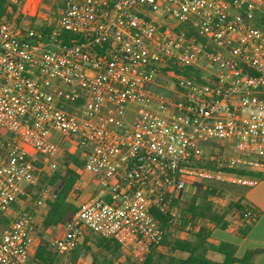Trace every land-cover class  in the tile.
Masks as SVG:
<instances>
[{
  "label": "built area",
  "instance_id": "1",
  "mask_svg": "<svg viewBox=\"0 0 264 264\" xmlns=\"http://www.w3.org/2000/svg\"><path fill=\"white\" fill-rule=\"evenodd\" d=\"M11 4L0 17V264H40L38 231L61 186L41 180L65 170L64 141L95 190L60 234L43 232L58 255L85 230L163 251L153 211L176 216L173 199L199 183L257 181L228 170L264 171V0H62L38 26L41 0ZM209 142L233 151L207 155Z\"/></svg>",
  "mask_w": 264,
  "mask_h": 264
},
{
  "label": "trees",
  "instance_id": "2",
  "mask_svg": "<svg viewBox=\"0 0 264 264\" xmlns=\"http://www.w3.org/2000/svg\"><path fill=\"white\" fill-rule=\"evenodd\" d=\"M8 4L7 0H0V17L6 15ZM13 8H15L14 5ZM259 24L264 25V20H261ZM67 35L72 37L71 34H65L66 37ZM182 73L184 78H199L197 74H191L188 69L182 71ZM209 144L213 146L219 143L209 142ZM69 162H73L77 168L81 169L82 167V162L77 156L66 154L63 165L66 167L64 173L60 174V171H57L48 180V184L60 182L61 186L56 198L47 201V212L38 231L40 240L34 257L40 264H82V261L85 262L84 264H235L237 262L250 264L255 255L264 251L262 249L250 250L238 259L235 256L233 245L225 242L212 244L208 241L211 227L222 230L233 229L238 238L246 237L259 219L260 211L249 203L243 194L226 195L223 187L220 186L221 183H199L195 187L196 192L188 199H184V201L173 199L171 206L176 208V216L172 217L171 214H163L157 211L152 212L160 226L166 230L173 226L182 228L192 220L199 223L198 230L193 234L194 239L191 241L173 238L167 231L162 243L167 247L168 253H163L154 247L141 248V246L132 244V247L128 249L130 254L135 256V260H133L130 255L122 251L123 245L119 242L117 236L107 239L85 230L73 250L64 255H58L49 246L47 240L42 238V234L52 226L67 222L78 208L74 204L77 191L74 190L73 186L79 178V173L67 168ZM220 170L226 171L225 169ZM226 172L258 179L264 178V171L258 170L239 168ZM216 184H219V187ZM214 198L228 199V204L225 207L218 208L212 200ZM0 224L5 225L6 221L0 219ZM134 243L141 244L137 239L134 240ZM209 251L220 254L222 261L216 262L209 259L207 257ZM138 255L142 256V260L139 262L136 260Z\"/></svg>",
  "mask_w": 264,
  "mask_h": 264
},
{
  "label": "crops",
  "instance_id": "3",
  "mask_svg": "<svg viewBox=\"0 0 264 264\" xmlns=\"http://www.w3.org/2000/svg\"><path fill=\"white\" fill-rule=\"evenodd\" d=\"M242 186V185H239ZM245 187V186H243ZM74 190L77 191V195L74 198V204L78 207L82 202L88 200L94 193L95 187L93 182L87 177L83 172L79 173V178L75 181ZM189 188V187H188ZM195 189L194 187H190ZM246 190L243 192V196L247 199L249 203L254 205L260 211V217L257 222L254 224L248 235L244 238H238L233 229L222 230L219 228L211 227V233L208 241L212 244H218L220 242H225L231 244L235 247V256L240 259L243 255L250 250H264V178L258 179L252 185L245 187ZM216 205L225 207L228 204V199L223 200H213ZM233 213V212H232ZM234 214V213H233ZM46 233L50 235L60 234L62 232L61 226H52L45 230ZM172 237L182 239L180 232L176 234L172 233ZM194 236L191 235L183 240H193ZM124 246V245H123ZM129 248L132 246H124ZM144 246L141 244V248ZM163 253H168V249L162 251ZM207 257L213 261L220 262L222 261V256L216 252L209 251ZM82 264L85 262L82 261ZM242 264V263H235ZM250 264H264V251L255 255Z\"/></svg>",
  "mask_w": 264,
  "mask_h": 264
},
{
  "label": "rangeland",
  "instance_id": "4",
  "mask_svg": "<svg viewBox=\"0 0 264 264\" xmlns=\"http://www.w3.org/2000/svg\"><path fill=\"white\" fill-rule=\"evenodd\" d=\"M7 1L9 4H8L7 11H6V16L9 17V16L13 15V13L15 12V9L13 8V5L11 4V1H13V0H7ZM61 4H62V0H41L40 15L45 17L47 20L43 21L42 18H38V19H35L32 21L33 24L35 26H38V25H42L45 22L48 23V22L54 21L57 18V15L61 9ZM219 145H221V144L212 146L211 144L208 143L207 145H204L203 151L207 155L213 154V153L229 154L233 151V149H231L229 147H225V145H223V146H219ZM235 147H236V150H239L237 146H234V148ZM66 154L77 156L75 151H74L73 145L70 141H64L61 144V148L59 151V157H58V162L60 163V167H63V165H64V160H65ZM69 163H71L73 165V168L77 169L75 171H77V172L79 171L80 168H77L73 162H69ZM65 169H66V167H65ZM63 172H64V170H60V174H63ZM49 179L46 177H43L41 180V185L43 186L45 184H48ZM58 183L59 182H56V183H53L50 185H55ZM216 185L219 187V184H216ZM220 186L223 187V191L226 195L227 194H230V195L231 194H233V195L234 194H243L244 190H246V188L243 186H237V185L228 184V183H221ZM195 192H196V189H191L190 187L187 188L186 192H185V195H186L185 200L188 199V197L193 195ZM36 198H37V193L33 195L32 199L30 200V203L32 204L36 200ZM212 200L216 201L218 199L214 198ZM216 207L222 208V206H219V205H216ZM2 227H3V224H0V231H1ZM170 229L173 230L172 228H168V233L171 235H172V233L174 234V232L170 231ZM117 237H118L119 242L124 246L128 247V246H132V244L134 246H137V245L141 246V244H139V243H134V239L130 236L125 235V234H119ZM42 238L45 239L43 234H42ZM39 240H40V237H39ZM124 246L122 247V251L124 253L130 255L131 259L135 260V256L130 254L129 249L125 248Z\"/></svg>",
  "mask_w": 264,
  "mask_h": 264
}]
</instances>
